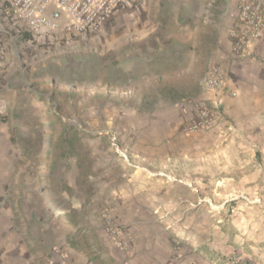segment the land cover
I'll return each mask as SVG.
<instances>
[{"label":"rangeland","instance_id":"obj_1","mask_svg":"<svg viewBox=\"0 0 264 264\" xmlns=\"http://www.w3.org/2000/svg\"><path fill=\"white\" fill-rule=\"evenodd\" d=\"M148 3L145 13L140 4L120 10L89 35L28 36L20 26L0 31V94L9 105L1 121L33 166L35 188L43 185L67 205L112 203L107 191L137 169L131 158L139 151L153 157L178 150L163 114L177 91L199 94L213 61L198 44L194 51L195 34L219 22L222 2ZM178 40L185 47H175ZM190 60L191 72L173 79L177 68L191 67ZM214 151L229 157L210 163L211 188L203 195L211 214L224 218L228 240L247 257L242 259L263 263L264 133L229 139ZM218 184L223 189L216 190Z\"/></svg>","mask_w":264,"mask_h":264},{"label":"crops","instance_id":"obj_2","mask_svg":"<svg viewBox=\"0 0 264 264\" xmlns=\"http://www.w3.org/2000/svg\"><path fill=\"white\" fill-rule=\"evenodd\" d=\"M148 1L142 0L138 11L145 13ZM241 1L221 0L219 22L196 33L193 44L194 51L198 44L212 55L208 67L218 64L227 74L229 92L219 95L223 120L212 129L185 132L197 115L194 103L210 102L215 95L204 89L202 80L198 95L177 91L163 116L176 133L178 150L153 157L139 151L131 158L137 169L124 173L126 179L107 191L116 199L112 203L67 205L43 185L35 188L33 166L12 145L9 126L0 118V264H164L173 258L179 264H226L233 254L247 259L231 245L224 218L211 214L208 195H203L211 188V160L229 157L214 149L229 139L264 133V31L241 52L233 50L231 33L242 27ZM183 43L175 41V47H185ZM177 60L171 57L179 67ZM192 66L177 68L178 76L171 77L180 79ZM1 98L0 112L9 106ZM19 158L25 168L18 166ZM113 227L120 228L127 248L114 241Z\"/></svg>","mask_w":264,"mask_h":264},{"label":"built area","instance_id":"obj_3","mask_svg":"<svg viewBox=\"0 0 264 264\" xmlns=\"http://www.w3.org/2000/svg\"><path fill=\"white\" fill-rule=\"evenodd\" d=\"M142 0H0V31L7 26H20L29 34L59 35L61 37L83 36L100 31L120 10L141 4ZM241 29L231 33L233 50L241 52L251 41L261 37L264 31V4L242 0L238 6ZM202 85L212 92L214 100L194 103L196 117L186 125L185 132L205 131L216 127L224 118L219 95L229 92L228 77L218 64L207 68ZM236 95L235 91H230ZM119 247H128L121 237V230H110ZM164 264H179L173 258ZM226 264H256L230 255ZM264 264V262L262 263Z\"/></svg>","mask_w":264,"mask_h":264},{"label":"trees","instance_id":"obj_4","mask_svg":"<svg viewBox=\"0 0 264 264\" xmlns=\"http://www.w3.org/2000/svg\"><path fill=\"white\" fill-rule=\"evenodd\" d=\"M28 34V36H30V34L29 33H27Z\"/></svg>","mask_w":264,"mask_h":264}]
</instances>
